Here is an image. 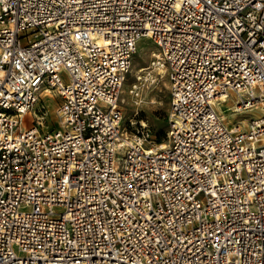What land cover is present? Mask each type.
Listing matches in <instances>:
<instances>
[{
    "label": "built area",
    "instance_id": "obj_1",
    "mask_svg": "<svg viewBox=\"0 0 264 264\" xmlns=\"http://www.w3.org/2000/svg\"><path fill=\"white\" fill-rule=\"evenodd\" d=\"M143 37L157 145L123 124ZM0 264H264V0H0Z\"/></svg>",
    "mask_w": 264,
    "mask_h": 264
},
{
    "label": "rangeland",
    "instance_id": "obj_2",
    "mask_svg": "<svg viewBox=\"0 0 264 264\" xmlns=\"http://www.w3.org/2000/svg\"><path fill=\"white\" fill-rule=\"evenodd\" d=\"M158 47L151 39L143 37L133 55L132 67L121 88V108L123 124L131 131L148 132V145L165 143L168 140L171 91L168 77L157 64ZM55 97V98H53ZM44 99L48 119L44 121L49 127H56L58 119L55 107L61 102L59 95ZM48 100V101H47ZM235 96L220 102L218 108L224 112L226 119L231 122L256 117L261 110H246L233 112ZM226 111V112H225ZM245 124V123H244ZM44 128V125H41Z\"/></svg>",
    "mask_w": 264,
    "mask_h": 264
},
{
    "label": "bare ground",
    "instance_id": "obj_3",
    "mask_svg": "<svg viewBox=\"0 0 264 264\" xmlns=\"http://www.w3.org/2000/svg\"><path fill=\"white\" fill-rule=\"evenodd\" d=\"M45 95H46V94H45ZM54 98H55V97H54ZM47 101H48V100H47ZM225 112H226V111H225ZM222 113H223V116L226 118V116H225L226 114H225L224 112H222ZM224 114H225V115H224ZM229 121H230V120H229ZM44 128H46V129L48 128V125H47L46 123H44Z\"/></svg>",
    "mask_w": 264,
    "mask_h": 264
}]
</instances>
